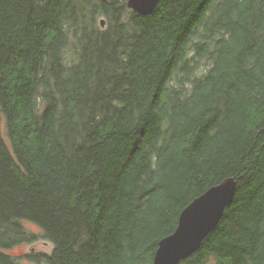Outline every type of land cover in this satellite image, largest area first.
I'll list each match as a JSON object with an SVG mask.
<instances>
[{
	"label": "trees",
	"instance_id": "1",
	"mask_svg": "<svg viewBox=\"0 0 264 264\" xmlns=\"http://www.w3.org/2000/svg\"><path fill=\"white\" fill-rule=\"evenodd\" d=\"M228 177L180 264H264V0H0V264H153Z\"/></svg>",
	"mask_w": 264,
	"mask_h": 264
},
{
	"label": "water",
	"instance_id": "2",
	"mask_svg": "<svg viewBox=\"0 0 264 264\" xmlns=\"http://www.w3.org/2000/svg\"><path fill=\"white\" fill-rule=\"evenodd\" d=\"M161 0H127L128 8L140 15L154 12ZM102 26L106 20L101 19ZM237 181L228 177L194 198L180 213L171 234L159 241L153 264H180L197 252L205 238L217 227L235 198Z\"/></svg>",
	"mask_w": 264,
	"mask_h": 264
},
{
	"label": "rangeland",
	"instance_id": "3",
	"mask_svg": "<svg viewBox=\"0 0 264 264\" xmlns=\"http://www.w3.org/2000/svg\"><path fill=\"white\" fill-rule=\"evenodd\" d=\"M25 226L27 229H29V232H36V231H42V229L37 225V224H32L29 222H24ZM43 233H41L40 235H38V238H40L37 243H26L21 245L20 247H14L11 250H7L8 253H10L12 256H14L15 258H17L18 260V264H31L27 258L28 256L24 255V254H32V248H36L35 251L41 252L43 254H49L52 252L53 248H54V243H52L51 241L45 239L42 236ZM32 257V256H31ZM34 258V256H33ZM41 264H47L46 258H42L41 260Z\"/></svg>",
	"mask_w": 264,
	"mask_h": 264
},
{
	"label": "flooded vegetation",
	"instance_id": "4",
	"mask_svg": "<svg viewBox=\"0 0 264 264\" xmlns=\"http://www.w3.org/2000/svg\"><path fill=\"white\" fill-rule=\"evenodd\" d=\"M32 224H34V223H32ZM35 225V224H34ZM29 230V229H28ZM34 234H35V238L34 239H24V240H21V241H19L17 244H15L12 248H14V247H20L21 245H23V244H26V243H37V241L40 239V238H38V235H40L41 233H42V231H36V232H33ZM12 248H10V249H8V250H11ZM35 249L36 248H32V251H33V253L32 254H30V253H28V254H24V255H26V256H28V258H27V260L31 263V264H39L37 261H35L34 260V258L35 257H37V256H41V254H43V253H41V252H36L35 251ZM32 256V257H31ZM33 256H34V258H33Z\"/></svg>",
	"mask_w": 264,
	"mask_h": 264
}]
</instances>
